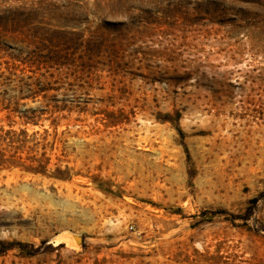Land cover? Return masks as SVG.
<instances>
[{
  "label": "rangeland",
  "instance_id": "obj_1",
  "mask_svg": "<svg viewBox=\"0 0 264 264\" xmlns=\"http://www.w3.org/2000/svg\"><path fill=\"white\" fill-rule=\"evenodd\" d=\"M0 264H264V0H0Z\"/></svg>",
  "mask_w": 264,
  "mask_h": 264
},
{
  "label": "trees",
  "instance_id": "obj_2",
  "mask_svg": "<svg viewBox=\"0 0 264 264\" xmlns=\"http://www.w3.org/2000/svg\"><path fill=\"white\" fill-rule=\"evenodd\" d=\"M0 156H2V155L0 154Z\"/></svg>",
  "mask_w": 264,
  "mask_h": 264
}]
</instances>
